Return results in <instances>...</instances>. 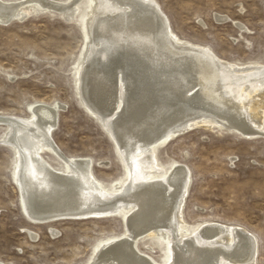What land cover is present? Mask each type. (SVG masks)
Masks as SVG:
<instances>
[{
    "label": "bare ground",
    "instance_id": "6f19581e",
    "mask_svg": "<svg viewBox=\"0 0 264 264\" xmlns=\"http://www.w3.org/2000/svg\"><path fill=\"white\" fill-rule=\"evenodd\" d=\"M80 1L0 0V23L44 12L70 21ZM90 1L95 9L78 93L111 135L129 178L112 192L91 159L64 155L53 140L56 104L33 106L30 118L0 115L8 129L4 142L18 153L25 213L34 223L125 213L126 233L103 243L90 264H160L138 249L151 238L170 243L167 264H257V239L245 228L210 222L189 232L191 172L177 163L167 172L157 149L199 127L225 126L249 139L264 135V64L233 63L182 40L157 0ZM47 153L66 170L53 167Z\"/></svg>",
    "mask_w": 264,
    "mask_h": 264
},
{
    "label": "rangeland",
    "instance_id": "374dc122",
    "mask_svg": "<svg viewBox=\"0 0 264 264\" xmlns=\"http://www.w3.org/2000/svg\"><path fill=\"white\" fill-rule=\"evenodd\" d=\"M157 2L182 40L208 46L233 63L264 64V0ZM79 7L70 21L44 12L0 23V115L30 118L33 106L56 104L57 147L70 158L91 159L95 176L118 193L129 170L116 145L115 154L106 128L74 92L95 9L90 0L80 1ZM7 133L0 124V263L90 264L103 243L126 233L125 213L54 223L27 218L16 181L18 153L4 142ZM157 156L167 172L176 163L191 172L184 208L189 232L210 222L245 228L257 239V264H264V135L249 139L225 126L199 127L159 146ZM44 158L66 170L53 154ZM138 249L160 264L170 259L171 245L161 238L139 241Z\"/></svg>",
    "mask_w": 264,
    "mask_h": 264
},
{
    "label": "water",
    "instance_id": "95a60500",
    "mask_svg": "<svg viewBox=\"0 0 264 264\" xmlns=\"http://www.w3.org/2000/svg\"><path fill=\"white\" fill-rule=\"evenodd\" d=\"M76 27H77V29H78V31H79V33H80V36L82 37V38H84L85 36H84V31L82 30V28H80L79 26H78V24H74ZM73 86H74V92H75V94H76V96L79 98V100H80V96H79V93H78V90H77V87H76V85H75V83H73ZM80 104H81V102H80ZM83 107V106H82ZM84 108V107H83ZM85 109V108H84ZM86 110V109H85ZM87 111V110H86ZM103 129V128H102ZM103 131L106 133V135H107V137H108V139L111 141V143H112V146H113V149H114V152H115V154H116V151H115V143H114V141H113V139L109 136V134L103 129ZM117 156V155H116ZM23 213L25 214V216L27 217V218H29L30 220H31V218L24 212V210H23ZM65 218H70V217H65ZM73 218V217H72ZM44 222H47V221H44Z\"/></svg>",
    "mask_w": 264,
    "mask_h": 264
}]
</instances>
